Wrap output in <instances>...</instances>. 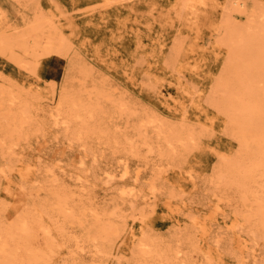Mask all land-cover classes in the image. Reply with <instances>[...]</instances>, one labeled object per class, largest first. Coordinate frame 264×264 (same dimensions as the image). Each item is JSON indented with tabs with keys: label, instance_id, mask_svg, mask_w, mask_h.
I'll list each match as a JSON object with an SVG mask.
<instances>
[{
	"label": "rangeland",
	"instance_id": "374dc122",
	"mask_svg": "<svg viewBox=\"0 0 264 264\" xmlns=\"http://www.w3.org/2000/svg\"><path fill=\"white\" fill-rule=\"evenodd\" d=\"M55 1L58 3L54 2V0H44V4L50 8L49 10L52 9L51 12L53 11L55 14L54 16L59 20V23L63 21L60 23L63 28L66 30L73 29L81 34V37L79 38L81 48L88 51L93 56L96 64L102 67L105 72L111 73V76L119 78L121 82L130 87L145 86L146 84L156 83L160 87L161 93H159V95L162 96L163 106L171 117L181 118L185 113V116H183L182 119L184 118L185 120L193 121L195 123L200 122L197 123L199 126L204 124L205 127H208H206L207 129L205 128L207 131H213V136L211 139H203L200 143H195L194 140H191V142L178 140L179 142L182 141L180 143H182V145L184 144L183 146L185 147H183L177 142L178 138L174 136V130H172L170 126H166L164 130H155L158 128L150 126L142 133L143 136L139 135L141 137L134 135L131 132L126 134L123 125L117 122L116 119L109 117V115H105L102 111L95 110L87 115L88 113L76 112L78 108L74 112L71 110L69 98L63 97L62 82L68 66V59L66 56L58 53L45 55L41 58L37 69L31 70L23 65V68H21L22 66L20 63L15 60L11 61V58L7 56L8 54L0 50V143H5V131L2 129L3 115H13L16 112H20V108H24L25 106H29L28 108L30 111V117L27 118V121L23 124V130L25 131L23 133L24 135L20 139H17V142L15 141L16 143L13 145L14 147L7 150L8 155L11 156V160L8 162L9 167H0V216L7 214L10 221L13 220L16 213L19 212L28 216L32 220L37 218L38 220L41 219L44 222H48L51 225V231L49 235H46L50 239L51 237L55 239L50 240L52 242V250L49 251L48 262H52V264H115L117 262L120 264H243L242 262H244V264H264V228L262 222L257 218V216H264V212L260 214V211L257 210L258 213L256 214L255 211V209H258V204L264 205V178L261 177L264 176V171L250 166L248 168L249 173L253 175L257 174L250 179L246 177L241 169H239V165L237 166L236 164L242 162L238 161L241 160V152L239 153V151L236 150V144L226 137L227 135H225L223 130L227 118L225 114L223 115L221 110L218 108L216 110V107L212 105L210 99L206 96V84H209L211 81L213 69L215 67L214 63L223 55L221 42L219 46L216 38L218 40L217 33L220 28L219 24H221L220 22L226 9L227 0H192V4H190L191 0H186V2H184L185 0ZM182 1L184 5L181 4ZM202 2H204V4ZM10 3H12V7ZM103 4L105 5L103 6ZM13 5L14 3L12 0H0V8L2 10L9 12L12 10ZM100 5L102 6L100 7ZM151 5H153V7ZM62 16H67L65 17L67 19ZM219 17H221V19ZM68 22L70 23L68 24ZM148 22H150L149 26L147 25ZM214 23H216V25ZM137 29L138 31H136ZM196 29H198V32ZM183 34L186 35L184 36ZM215 36L216 38L214 39ZM140 40L141 43H139ZM214 43H217V45ZM204 46H206L207 49H203ZM198 47L200 49H198ZM146 51L148 52L147 54ZM156 52L158 56L156 55ZM174 53L176 54L175 59L177 60L172 57ZM150 55L151 57H149ZM140 57H142L143 60ZM168 57H170V59H168ZM189 58L190 60H188ZM135 60H138V63L135 62ZM13 62H15V64ZM186 63L188 66L185 65ZM178 65L180 67L185 66V69L183 67L180 68ZM195 66L200 67L197 70ZM177 68L181 73L179 71V73L177 72ZM1 76L3 77L1 78ZM8 76L11 77V80ZM177 76L179 78H177ZM6 80H10V83L9 81L7 83ZM13 82H15V84ZM6 89L9 91L7 92ZM183 90H186L188 93H184ZM194 91H196L195 94ZM11 92H16L17 97L12 98ZM24 99L26 100L24 101ZM30 103L32 104L30 105ZM190 103L191 105H189ZM15 104H17L19 108ZM76 115H79V120L76 119ZM74 116L76 118H73ZM86 116H91V118L89 119V117L87 118ZM206 117H208L211 122H209ZM80 119L83 122L80 121ZM87 119L88 121H86ZM80 122L82 123L80 124ZM54 123L56 124V127H54ZM60 123L62 125H60ZM204 125L202 126L203 130H205ZM153 128L155 129L153 130ZM156 131H160L162 134L159 132V134H157ZM163 132H165L164 136L168 138V140L162 136ZM79 133L81 135H78ZM67 140L72 141L68 142ZM79 140H81V142ZM172 140V145H170ZM165 142H168V145L171 147H167ZM141 143L146 145L142 147ZM129 148L131 151H129ZM11 152L12 154H10ZM146 152L147 155L145 154ZM222 152L230 161H228V159L226 160V157H223L224 155ZM237 154L241 155V157H237ZM8 155L6 157H9ZM15 156H17V158ZM231 156L238 159H234V162L238 161L236 164L233 163ZM92 160L94 162H92ZM222 161L226 162V164ZM244 161L247 160L245 159ZM227 162L229 165H227ZM124 164L125 167L123 168ZM172 166L176 168H173ZM158 167H160L161 170ZM224 167L226 168L224 169ZM33 168L35 170H33ZM253 170L255 171L253 172ZM151 171L155 175L151 173ZM106 172L112 178H110ZM120 173H123L121 174L122 177L120 176ZM25 176L26 178H24ZM189 176L192 179H189ZM116 177L119 178L116 179ZM193 179L194 181H192ZM210 179H212L211 182ZM149 180L150 182L153 181V183H150ZM105 181L107 186L104 185ZM36 182H39V184ZM19 184L20 186H23L20 187ZM118 187L121 188L119 189ZM159 187L162 190H160ZM178 187L183 189L180 190L179 188L178 190ZM193 187L194 189H192ZM36 188L38 189L36 190ZM120 190H122V193L118 192ZM125 190L128 191L126 192ZM171 190H173L172 194ZM35 191L37 192L35 193ZM260 191L262 192L259 193ZM21 192L23 194H21ZM50 192H60L68 196L69 204L67 203L66 209H68L67 212L73 214L72 216L75 215L74 221H64V219H62L63 217L56 211L39 204L40 201L45 200L44 197H41L40 195H47ZM178 192L180 194L181 192L182 194H184V192L187 193L182 196V194L180 195ZM120 193L123 194V197ZM167 193H169V195ZM148 194H154V196H148ZM178 194L179 196H182V198H177ZM213 194H215L217 198L214 196L212 197ZM143 196H146V198L144 197V199H146L145 202ZM169 197L172 200H170ZM244 197L246 203L242 204L245 202L241 201V199L244 200ZM226 198L229 200V203L226 201ZM164 199L166 202H164ZM223 199H225L224 202H222ZM208 201L211 202V204ZM216 201L218 204L215 203ZM78 202L81 203L79 204ZM127 202H131L133 208H130L131 203L128 204ZM247 204L248 206H246ZM216 205H218L220 209ZM116 206H119L120 209L117 210L119 207ZM84 207L86 210H84ZM168 208H172L171 210L173 213ZM111 209H113V211H110ZM91 210H94L93 213H91ZM216 211L218 212L216 213ZM219 211L224 213L226 211V213H219ZM108 212L111 214L113 212L114 215L112 214V216L107 217ZM123 212L124 214H122ZM210 212H212L214 216ZM95 213L99 215H96ZM242 213H244L243 216ZM139 214L142 216L141 218ZM137 215L139 216L137 217ZM253 215L256 216L254 219ZM192 216L195 217H193V222L195 223L191 222ZM48 217L50 218L49 220L47 219ZM77 217H79V219H77ZM116 217L119 218L117 219ZM250 217L252 219H250ZM1 218L2 217H0V219ZM94 218H100L101 220L109 219V221L112 220L111 222L114 225H117L119 228H125L124 230L129 233L131 240H134L136 237L140 238V236L142 237L143 235V237L148 238L151 243V245L147 246L150 248V251L143 254V256L140 253H135L133 247H126L121 253V257L114 258L113 255L109 254L104 249V242L102 240L92 242L86 239L87 237L83 233V226L90 224ZM115 219H117V221ZM199 219H201V221ZM72 222L73 225H71ZM116 222L118 224H116ZM236 222L239 225H237ZM247 222H249V224L246 225ZM55 223L57 225H55ZM191 228L193 229L191 230ZM201 228L203 230H201ZM63 229L65 230L64 232ZM251 231L252 233L254 231L253 234L255 235L251 233V236L249 234ZM40 232L41 230L39 229V233ZM258 232L260 234H258ZM42 233L43 232H41V234ZM43 235L44 234H42V236ZM216 235L218 236L216 237ZM215 238L219 240V243L217 241V243H215ZM40 239L42 243L45 241L41 237ZM64 239L68 240L67 245H65L66 242ZM250 239L255 240L256 243ZM204 240L207 241V244ZM176 246L177 248H180L179 251ZM94 247H96V249L99 247L97 249L99 252H96ZM199 249L202 253H200ZM159 251H162L161 255ZM163 251L164 254L162 255ZM178 252H180L182 256L178 254ZM63 253L65 256H63ZM101 253L103 254L101 255ZM190 253L192 255H190ZM203 255H205V258ZM251 256L256 257L255 260Z\"/></svg>",
	"mask_w": 264,
	"mask_h": 264
},
{
	"label": "bare ground",
	"instance_id": "6f19581e",
	"mask_svg": "<svg viewBox=\"0 0 264 264\" xmlns=\"http://www.w3.org/2000/svg\"><path fill=\"white\" fill-rule=\"evenodd\" d=\"M2 1V0H1ZM5 1V0H4ZM8 1V0H7ZM14 5L12 10L9 12L6 10H2L0 8V50L8 54L12 60L20 63L21 66H25L28 69L36 70L39 66L41 58L45 55H50L52 53H58L64 55L68 59V66L66 74L63 78L62 86H63V97L69 98L71 110L74 112L79 113H89L94 112L95 110L102 111L105 115H109V117L116 119L121 125L124 126L126 130V134L128 132L133 133L134 135H142V133L148 127H155L158 129L153 128V130H164L166 126H170L172 130H174V136L178 140H184L186 142L194 140L195 143H200L203 139H211L213 131H207V128L204 124L203 130L202 126H199L197 123L200 122H193L189 120H185L184 118H176L171 117L165 107L163 106V99L162 96L159 95L160 87L154 84H146L145 86H138V87H130L117 77L111 76V73H107L104 71L102 67H100L94 61L93 56L86 50L82 49L79 44V38L81 34H79L76 30H66L62 27L59 23V20L55 18V14L53 11L49 10L50 8L45 5L44 0H12ZM118 1V0H117ZM184 1V0H183ZM182 1V5H184ZM213 1V0H212ZM226 1V0H225ZM49 2V1H48ZM54 2H57L54 0ZM53 2V3H54ZM99 2V1H98ZM102 2V1H101ZM110 2V1H109ZM186 2V0L184 1ZM215 2V1H214ZM58 3V2H57ZM56 3V4H57ZM204 4V2H202ZM9 4V3H7ZM11 7H12V3ZM100 4V3H99ZM180 4V5H181ZM189 4V2H188ZM192 4V0L190 2ZM194 4V2H193ZM55 5V4H54ZM105 4H103L104 6ZM196 5V4H195ZM212 5V4H211ZM58 6V5H56ZM98 6V4H97ZM102 5H100L101 7ZM153 7V5H151ZM189 6V5H188ZM198 6V5H197ZM196 6V7H197ZM205 6V5H204ZM55 7V6H54ZM53 7V8H54ZM60 7V6H59ZM64 7V6H63ZM173 7V6H171ZM187 7V6H186ZM193 7V6H192ZM7 8V7H6ZM79 8V7H77ZM58 9V8H57ZM66 9V8H65ZM80 9V8H79ZM167 9V8H166ZM186 9V8H185ZM8 10V9H7ZM73 10V9H72ZM198 10V9H196ZM62 11V10H60ZM224 11V10H223ZM222 11V12H223ZM72 12V11H71ZM175 12V11H174ZM159 13V12H158ZM63 14V12H62ZM68 14V13H67ZM66 14V15H67ZM71 14V13H70ZM69 15V14H68ZM61 16V15H60ZM80 16V15H79ZM64 17V16H62ZM67 17V16H65ZM64 17V18H65ZM70 17V16H69ZM74 18V17H73ZM71 18V19H73ZM221 19V17H219ZM67 19V18H65ZM70 21V19L68 18ZM154 20V19H153ZM194 20V18H193ZM71 22V21H70ZM68 22V24L70 23ZM220 22V20H219ZM217 23V22H216ZM216 23H214L216 25ZM220 28L218 30L216 41L218 44L223 48V55L221 58L214 63L213 75L211 78L210 83L207 85V94L208 99L212 105H214L221 112L223 115L225 114L227 118V122L224 129L226 137H228L234 144H236L239 153L242 155L237 154V157L240 156L241 160L237 158H233V163H237L238 161H242L241 163L236 164L239 169L246 175L247 178L252 179L254 175L249 173V167L252 166L254 168H259L261 171H264V0H227L226 2V9L222 15ZM67 25V24H66ZM143 25V24H142ZM145 25V24H144ZM150 25V22L147 23ZM146 25V26H147ZM153 25V24H152ZM218 25V23H217ZM71 26V25H70ZM69 26V27H70ZM147 26V27H148ZM68 27V28H69ZM133 28V27H132ZM138 28V27H137ZM152 30V29H151ZM198 32V29H196ZM138 31V29L136 30ZM217 32V31H215ZM212 33V32H211ZM156 35V33H155ZM184 35V34H183ZM186 35V34H185ZM184 35V36H185ZM147 36V35H146ZM180 36V35H179ZM174 37V36H173ZM183 38V37H182ZM157 39V37H156ZM174 39V38H173ZM172 39V40H173ZM181 39V37H180ZM179 39V40H180ZM194 39V38H193ZM139 40V39H138ZM178 40V41H179ZM199 40V39H195ZM174 41V40H173ZM176 41V39H175ZM194 41V40H193ZM177 42V41H176ZM196 42V41H195ZM209 42V40H208ZM207 42V43H208ZM141 43V40L139 41ZM138 43V44H139ZM178 43V42H177ZM143 44V43H142ZM163 44V43H162ZM217 45V43H214ZM213 44V45H214ZM140 45V44H139ZM144 45V44H143ZM179 45V43H178ZM208 45V44H207ZM138 46V45H137ZM136 46V47H137ZM145 46V45H144ZM162 46V45H161ZM190 46V45H189ZM212 46V44H211ZM181 47V46H180ZM188 47V45H187ZM194 47V46H193ZM205 47V48H204ZM203 49H207L204 46ZM135 48V47H134ZM162 48V47H161ZM182 48V47H181ZM213 48V47H212ZM141 49V48H140ZM186 49V48H185ZM198 49H200L198 47ZM202 49V50H203ZM194 50V49H193ZM189 51V50H188ZM192 51V50H191ZM194 52V51H193ZM148 52L146 51V54ZM150 53V52H149ZM153 53V52H151ZM191 53V52H190ZM202 53V52H201ZM216 53V51H215ZM218 53V52H217ZM145 54V55H146ZM143 55V54H141ZM149 55V54H148ZM157 55V52H156ZM171 55V54H170ZM4 56V54H3ZM158 56V55H157ZM176 54L174 53L172 57L175 59ZM217 56V55H215ZM6 57V56H5ZM151 57V55L149 56ZM171 57V56H170ZM168 57V59H170ZM179 57V56H178ZM195 57V56H194ZM193 57V58H194ZM136 58V57H135ZM142 59V57H140ZM155 58V57H154ZM8 59V58H7ZM122 59V58H121ZM120 59V60H121ZM138 59V58H137ZM140 59V60H141ZM199 59V58H198ZM143 60V59H142ZM146 60V59H144ZM177 60V59H175ZM190 60V58L188 59ZM138 61V60H137ZM135 60V62H137ZM198 61V60H197ZM203 61V60H201ZM179 62V61H178ZM15 64V62H13ZM138 63V62H137ZM145 63V62H144ZM19 64V65H20ZM149 64V63H148ZM165 64V63H164ZM198 64V63H196ZM18 65V64H17ZM185 65L188 66L186 63ZM194 65V64H193ZM19 66V67H21ZM23 66L21 68H23ZM173 66V65H172ZM179 66V65H178ZM182 66V65H181ZM192 66V64H191ZM198 66V65H196ZM195 66V67H196ZM180 67V66H179ZM183 67V66H182ZM180 67V68H182ZM185 67V66H184ZM183 67V68H184ZM200 67V66H199ZM199 67H196L197 70ZM26 69V68H24ZM132 69V68H131ZM185 69V68H184ZM194 69V68H193ZM134 71V70H132ZM177 68V72H178ZM190 71V70H189ZM192 71V70H191ZM196 71V70H195ZM180 72V71H179ZM178 72V73H179ZM2 73V72H1ZM31 73V72H30ZM181 73V72H180ZM3 74V73H2ZM32 74V73H31ZM132 74V73H131ZM37 75V74H36ZM35 75V76H36ZM179 75V74H178ZM6 76V75H5ZM3 76H1L2 78ZM9 77V76H8ZM130 77V76H129ZM11 80V77H9ZM177 78H179L177 76ZM184 78V77H182ZM36 79V78H35ZM10 80H6L7 83ZM13 80V79H12ZM49 81V80H48ZM150 81V80H149ZM181 81V80H180ZM50 82V81H49ZM15 84V82H13ZM12 83V84H13ZM23 83V82H22ZM46 83V82H45ZM48 83V82H47ZM51 83V82H50ZM192 83V82H191ZM53 84V83H52ZM189 85L188 83H186ZM4 85V84H3ZM10 85V84H9ZM20 85V84H19ZM29 85V84H28ZM32 85V84H31ZM51 85V84H50ZM179 85V84H178ZM182 85V83H181ZM184 85V84H183ZM36 86V85H35ZM194 86V85H193ZM15 87V86H14ZM192 87V86H191ZM196 87V86H195ZM19 88V87H18ZM38 88V87H37ZM43 88V87H42ZM182 88V87H181ZM180 88V89H181ZM14 89V88H12ZM11 89V90H12ZM45 89V88H44ZM7 90V89H6ZM19 90V89H18ZM9 90H7L8 92ZM30 91V90H29ZM37 91V90H36ZM201 91V90H199ZM183 92L185 93L186 90ZM196 91H194L195 94ZM20 93V92H19ZM52 93V92H51ZM188 93V92H186ZM202 93V92H201ZM18 94V93H17ZM29 94V93H27ZM199 94V92H198ZM6 96V94H5ZM4 96V97H5ZM192 96V94H191ZM11 97H17L16 92H11ZM23 97V96H22ZM25 97V96H24ZM194 97V96H193ZM27 98V97H26ZM199 98V96H198ZM205 98V97H204ZM26 99H24L25 101ZM192 100V99H191ZM190 100V101H191ZM206 100V99H205ZM5 101V100H4ZM28 101V100H27ZM60 101V100H59ZM58 101V103H59ZM193 101V100H192ZM207 101V100H206ZM36 102V101H35ZM209 102V103H210ZM6 104V103H5ZM24 104V102H23ZM32 103H30L31 105ZM185 104V103H184ZM206 104V103H205ZM17 105V104H15ZM14 105V107H15ZM191 105V103L189 104ZM194 105V104H193ZM197 105V104H196ZM33 106V105H32ZM210 106V105H209ZM213 106V107H214ZM18 107V105H17ZM29 107V106H28ZM25 106L23 109L20 108V112H16L15 114H4L3 115V122H2V129L5 131V143H0V167H9L8 162L11 160V156L8 155L7 150L14 147L13 145L17 142V139H20L24 134L23 124L27 121V118L30 117L29 108ZM184 107V106H182ZM200 107V106H198ZM214 107V108H215ZM19 108V107H18ZM185 108V107H184ZM11 109V107H10ZM17 109V108H16ZM58 109V108H57ZM169 109V108H167ZM218 110V112H219ZM57 112V111H56ZM186 112V111H185ZM78 113V114H79ZM202 113V112H200ZM220 113V112H219ZM32 114V112H31ZM77 114V113H76ZM221 114V113H220ZM70 115V114H69ZM54 116V115H53ZM65 116V115H64ZM59 117V116H58ZM77 117V118H76ZM73 118L78 119L79 115H76ZM87 117V116H86ZM89 119L91 116H88ZM87 117V118H88ZM54 118V117H53ZM52 118V119H53ZM72 118V119H73ZM81 118V117H80ZM197 118V116H196ZM208 117H206L207 119ZM57 119V118H56ZM55 119V123H56ZM66 119V117H65ZM64 119V120H65ZM113 119V120H114ZM213 119V118H212ZM79 120V119H78ZM109 120V119H107ZM215 120V118H214ZM80 121H82L80 119ZM88 121V119L86 120ZM208 121L211 122L208 118ZM83 122V121H82ZM80 122V124L82 123ZM54 127H56V124ZM70 123V122H69ZM213 123V122H212ZM211 123V124H212ZM60 125H62L60 123ZM65 125V124H64ZM201 125V124H200ZM66 126V125H65ZM79 126V125H78ZM88 126V125H87ZM212 126V125H211ZM94 128V127H93ZM211 128V127H209ZM69 129V128H68ZM168 129V127H167ZM81 130V129H80ZM121 130V129H120ZM36 131V130H35ZM34 131V132H35ZM114 131V130H113ZM169 131V129H168ZM171 131V130H170ZM66 132V130H65ZM68 132V131H67ZM82 132V131H81ZM157 132V131H156ZM161 133L160 131H158ZM157 132V134H159ZM83 133V132H82ZM146 133V132H145ZM148 133V132H147ZM163 132V135L164 136ZM162 134V133H161ZM78 135H81L80 133ZM166 135V134H165ZM168 135V134H167ZM172 135V134H171ZM30 136V135H29ZM58 136V135H56ZM125 136V135H124ZM143 136V135H142ZM43 137V136H42ZM127 137V136H126ZM141 137V136H139ZM145 137V136H144ZM143 137V139H144ZM158 137V136H157ZM165 137V136H164ZM28 138V137H27ZM78 138V137H76ZM80 139V137H79ZM131 139V138H130ZM138 139V138H137ZM141 139V138H139ZM166 140L168 138L165 137ZM26 140V139H25ZM28 140V139H27ZM56 140V138H55ZM165 140V141H166ZM176 140V139H174ZM16 141V142H15ZM68 141V140H67ZM72 141V140H71ZM68 141V142H71ZM78 141V140H77ZM81 142V140H79ZM115 141V140H114ZM133 141V140H131ZM135 141V140H134ZM173 140L171 141L172 145ZM175 142V143H177ZM182 142V141H180ZM179 142V143H180ZM116 143V142H115ZM138 143V142H137ZM166 143V142H165ZM185 143V142H183ZM193 143V142H192ZM167 147H171L166 143ZM182 145V143H180ZM24 145V144H23ZM142 147L143 145L141 143ZM148 145V143H147ZM184 145V144H183ZM182 145V146H183ZM193 145V144H192ZM191 145V146H192ZM196 145V144H195ZM72 146V145H71ZM190 146V147H191ZM194 146V145H193ZM192 146V147H193ZM70 147V146H69ZM148 147V146H147ZM146 147V148H147ZM158 147V145H157ZM185 147V146H183ZM197 147V146H196ZM18 148V147H17ZM30 148V147H29ZM63 148V147H62ZM82 148V147H80ZM132 148V147H130ZM129 148V149H130ZM150 148V147H149ZM194 148V147H193ZM139 149V148H138ZM145 149V148H144ZM171 149V148H169ZM186 149V148H184ZM14 150V149H13ZM36 150V149H35ZM66 150V149H65ZM103 150V149H102ZM101 150V151H102ZM148 150V149H147ZM152 150V149H151ZM161 150V148H160ZM31 151V150H30ZM131 151V149L129 150ZM149 151V150H148ZM155 151V150H154ZM153 151V152H154ZM164 151V150H163ZM197 151V150H196ZM201 151V150H199ZM211 151V150H210ZM113 152V151H112ZM126 152V150H125ZM128 152V151H127ZM150 152V151H149ZM148 152V153H149ZM161 152V151H160ZM216 152V151H215ZM176 153V152H174ZM173 153V154H174ZM223 153V152H222ZM236 153V152H235ZM12 154V152L10 153ZM147 155V152L145 153ZM171 154V153H170ZM233 154V153H232ZM231 154V155H232ZM9 157H6V156ZM14 155V154H13ZM20 155V154H19ZM102 155V154H101ZM100 155V159H101ZM104 155V154H103ZM114 155V154H113ZM172 155V154H171ZM178 155V153H177ZM221 155V154H220ZM219 155V156H220ZM224 155V153H223ZM222 155V156H223ZM236 155V154H234ZM105 156V155H104ZM229 156V155H228ZM17 158V156H15ZM141 157V156H140ZM145 157V156H144ZM153 157V156H152ZM179 157V156H177ZM221 157V156H220ZM218 157L219 159H221ZM223 157H226L224 155ZM236 157V156H234ZM37 158V157H36ZM77 158V157H76ZM173 158V157H172ZM22 159V158H21ZM225 159V158H223ZM229 158L226 157V160ZM234 159L238 160L234 162ZM247 161H244V160ZM77 160V159H76ZM123 160V159H122ZM173 160V159H171ZM225 160V161H226ZM235 160V161H236ZM18 161V160H17ZM38 161V160H37ZM97 161V160H96ZM95 161V163H96ZM146 161V160H145ZM151 161V160H150ZM156 161V160H155ZM166 161V160H165ZM39 162V161H38ZM52 162V161H50ZM92 162H94L92 160ZM122 162V161H121ZM183 162V161H182ZM220 162V161H219ZM223 162V161H222ZM16 163V162H15ZM80 163V162H79ZM98 163V161H97ZM226 164V162H223ZM228 163V162H227ZM11 164V163H10ZM101 164V163H100ZM146 164V163H144ZM186 164V163H185ZM184 164V165H185ZM78 165V164H77ZM169 165V164H168ZM167 165V167H168ZM229 165V163L227 164ZM27 166V165H25ZM59 166V165H58ZM217 166V165H216ZM224 166V165H223ZM21 167V166H20ZM125 164L123 165V168ZM128 167V166H127ZM157 167V166H156ZM173 167V166H172ZM234 167V166H233ZM232 167V168H233ZM13 168V167H12ZM35 168V166H34ZM33 168V170H35ZM120 168V167H119ZM138 168V167H137ZM145 168V167H144ZM160 170L161 168L158 167ZM176 168V167H173ZM226 167H224L225 169ZM229 168V167H228ZM235 168V167H234ZM233 168V169H234ZM19 169V168H18ZM22 169V168H21ZM28 169V168H27ZM45 169V168H44ZM43 169V170H44ZM49 169V168H47ZM111 169V168H110ZM118 169V168H117ZM116 169V170H117ZM1 170V168H0ZM8 170V169H7ZM14 170V169H13ZM26 170V169H25ZM50 170V169H49ZM126 170V169H124ZM123 170V171H124ZM164 170V169H163ZM191 170V169H190ZM20 171V169H19ZM22 171V170H21ZM24 171V170H23ZM47 171V170H46ZM45 171V172H46ZM157 171V170H156ZM189 171V170H188ZM186 171V172H188ZM255 170H253L254 172ZM257 171V170H256ZM11 172V170H10ZM31 172V171H30ZM88 172V169H87ZM86 172V174H87ZM166 172V170H165ZM185 172V173H186ZM226 172V170H225ZM224 174L226 175V173ZM4 174V172L2 171ZM24 173V172H23ZM29 173V172H27ZM35 173V172H34ZM39 173V172H38ZM44 173V172H43ZM85 173V172H84ZM105 173V172H104ZM107 173V172H106ZM114 173V172H113ZM124 173V172H123ZM120 173V176L122 177ZM151 173H153L151 171ZM184 173V174H185ZM206 173V172H205ZM221 173V172H220ZM50 174V173H49ZM108 174V173H107ZM106 174V175H107ZM115 174V173H114ZM154 174V173H153ZM165 174V173H164ZM190 174V173H189ZM196 174V173H195ZM41 175V174H40ZM52 175V174H51ZM112 175V174H111ZM128 175V172H127ZM155 175V174H154ZM188 175V174H186ZM222 175V173H221ZM241 175V174H240ZM6 176V175H4ZM29 176V175H28ZM54 176V175H53ZM108 176L112 178L109 174ZM137 176V175H136ZM160 176V175H159ZM158 176V177H159ZM205 176V175H204ZM20 177V176H19ZM22 177V176H21ZM45 177V175H44ZM153 177V176H152ZM193 177V175H192ZM214 177V176H213ZM258 177V176H257ZM256 177V178H257ZM264 178V176H261ZM7 178V177H6ZM23 178V177H22ZM26 178V176L24 177ZM34 178V176H33ZM108 178V177H107ZM115 178V177H114ZM119 177H116L118 179ZM154 178V177H153ZM156 178V177H155ZM201 178V177H200ZM211 178V177H210ZM246 178V179H247ZM255 178V177H254ZM46 179V178H44ZM53 179V178H52ZM109 179V178H108ZM138 179V178H137ZM163 179V178H162ZM189 179H192L189 176ZM204 179V178H203ZM39 180V179H38ZM48 180V179H47ZM106 180V179H105ZM151 180V179H150ZM149 180V182H150ZM164 180V179H163ZM201 180V179H200ZM212 179H210L211 182ZM219 180V179H218ZM37 181V180H36ZM44 181V180H42ZM88 181V180H86ZM85 181V182H86ZM138 181V180H137ZM145 181V180H144ZM148 181V180H147ZM184 181V180H182ZM187 181V180H186ZM194 181V179L192 180ZM256 181V180H255ZM35 182V181H34ZM55 182V181H54ZM89 182V181H88ZM108 182V181H107ZM167 182V181H166ZM220 182V181H219ZM32 183V182H31ZM39 184V182H36ZM42 183V182H41ZM44 183V182H43ZM94 183V182H93ZM136 183V182H134ZM150 183H153L150 182ZM171 183V182H170ZM169 183V184H170ZM256 183V182H255ZM52 184V183H51ZM95 184V183H94ZM93 184V185H94ZM211 184V183H210ZM32 185V184H31ZM104 185L107 186L106 181ZM123 185V184H122ZM162 185V184H161ZM172 185V184H171ZM174 185V184H173ZM181 185V184H179ZM196 185V184H195ZM218 185V184H217ZM216 185V186H217ZM240 185V184H239ZM9 186V185H8ZM20 186V184H19ZM23 186V185H21ZM20 186V187H21ZM124 186V185H123ZM175 186V185H174ZM197 186V185H196ZM236 186V185H235ZM50 187V186H49ZM91 187V186H90ZM134 187V186H132ZM153 187V185H152ZM172 187V186H170ZM246 187V186H245ZM256 187V186H255ZM252 187V188H255ZM19 188V187H18ZM119 189L121 187H118ZM154 188V187H153ZM182 190L183 188L178 187V190ZM187 188V187H186ZM235 188V187H234ZM259 188V185H258ZM261 188V187H260ZM263 188V187H262ZM7 189V188H6ZM38 188H36L37 190ZM65 189V188H64ZM118 189V190H119ZM160 189V187H159ZM194 189V187L192 188ZM206 189V188H205ZM21 190V189H20ZM44 190V188H43ZM141 190V189H140ZM158 190V189H157ZM162 190V189H160ZM196 190V189H195ZM256 190V189H255ZM26 191V189H25ZM122 190L118 191L121 192ZM126 191V190H125ZM128 191V190H127ZM126 191V192H127ZM138 191V190H137ZM153 191V190H151ZM164 191V190H163ZM169 191V190H168ZM173 190H171V194ZM23 192V191H22ZM21 192V194H23ZM37 191H35L36 193ZM39 192V191H38ZM124 192V193H126ZM139 192V191H138ZM143 192V191H142ZM158 192V191H156ZM223 192V191H222ZM257 192V190H256ZM260 191L259 193H261ZM46 193V192H45ZM122 193V192H121ZM120 193V194H121ZM133 193V192H132ZM152 193V192H151ZM179 193V192H178ZM187 192H184L186 194ZM205 193V192H204ZM215 193V192H213ZM244 193V192H242ZM248 193V192H247ZM34 194V193H33ZM72 194V193H71ZM76 194V193H75ZM89 194V193H88ZM131 194V193H130ZM140 194V192H139ZM169 195V193H167ZM180 194V193H179ZM177 196V198H182V196ZM180 194V195H181ZM211 194V193H209ZM241 194V193H240ZM257 194V193H256ZM255 194V195H256ZM38 195V194H36ZM125 195V194H124ZM127 195V194H126ZM153 195L154 194H150ZM148 194V196H150ZM163 195V194H162ZM201 195V194H200ZM220 195V194H219ZM14 196V195H13ZM44 197L45 200L40 201L39 204L48 207L56 211L64 221H74V216L70 212H67L68 209V196L64 195L60 192H50L47 195H40ZM78 196V195H76ZM75 196V197H76ZM87 196V195H86ZM123 197V194H121ZM173 196V195H171ZM188 196V195H187ZM216 197L215 194L212 197ZM222 196V195H221ZM243 196V194H242ZM249 196V195H248ZM110 197V196H109ZM129 197V194H128ZM133 197V196H132ZM146 196H143L144 202L146 201ZM152 197V196H151ZM224 197V196H223ZM252 197V196H251ZM258 197V196H257ZM19 198V197H17ZM74 198V197H72ZM115 198V197H113ZM165 198V197H164ZM221 198V197H220ZM225 198V197H224ZM230 198V197H229ZM250 198V197H249ZM264 198V197H263ZM90 199V198H89ZM136 199V198H135ZM149 199V198H148ZM157 199V197H156ZM170 200H172L169 197ZM234 199V198H233ZM241 199V201H245L242 204L246 203L245 197ZM255 199V198H254ZM259 199V198H258ZM73 200V199H72ZM131 200V199H130ZM150 200V199H149ZM175 200V198H174ZM219 200V199H218ZM223 199L222 202H224ZM263 200V199H262ZM81 201V200H80ZM122 201V200H121ZM160 201V200H159ZM226 201L229 200L226 198ZM257 201V199H256ZM264 201V200H263ZM8 202V201H7ZM164 202L166 200L164 199ZM171 202V201H170ZM183 202V201H182ZM209 202V201H208ZM219 202V203H222ZM237 202V201H236ZM248 202V201H247ZM252 202V201H251ZM255 202V201H254ZM79 203V202H78ZM81 203V202H80ZM79 203V204H80ZM128 203V202H127ZM129 202L128 204H130ZM141 203V202H140ZM184 203V202H183ZM211 204V202H209ZM208 203V204H209ZM217 203V201L215 202ZM256 203V202H255ZM4 204V203H3ZM8 204V203H7ZM69 204V203H68ZM218 204V203H217ZM227 204V202H226ZM252 204V203H251ZM257 204V203H256ZM82 205V204H81ZM132 203L130 204V208H133ZM164 205V203H163ZM168 205V204H167ZM165 205V206H167ZM175 205V204H173ZM172 205V206H173ZM185 205V204H184ZM254 205V204H253ZM80 206V205H79ZM83 206V205H82ZM81 206V207H82ZM218 206V205H216ZM248 206V204L246 205ZM21 207V206H20ZM32 207V206H31ZM30 207V208H31ZM119 207V206H116ZM141 207V206H140ZM215 207V205H214ZM36 208V207H34ZM85 208V207H84ZM115 208V207H114ZM167 208V207H166ZM170 208V205H169ZM168 208V209H169ZM175 208V207H174ZM177 208V207H176ZM180 208V207H179ZM178 208V209H179ZM220 209V207L218 206ZM223 208V207H222ZM7 209V208H6ZM33 209V208H32ZM83 209V208H82ZM91 209V208H90ZM89 209V211H90ZM117 209V208H116ZM120 207L117 209L119 210ZM172 209V208H171ZM169 209V210H171ZM213 209V208H212ZM216 209V207H215ZM235 209V208H234ZM249 209V208H248ZM264 205L258 204V209H255L256 214L258 213L257 210L260 211V214L263 213ZM41 210V209H40ZM86 210V208L84 209ZM132 210V209H131ZM149 210V208H148ZM214 210V209H213ZM212 210V211H213ZM236 210V209H235ZM246 210V208H245ZM250 210V209H249ZM33 211V210H32ZM42 211V210H41ZM71 211V210H69ZM73 211V210H72ZM94 211V210H93ZM91 210V213H93ZM110 211H113L111 209ZM109 211V212H110ZM116 211V210H115ZM189 211V210H188ZM203 211V210H202ZM233 211V210H232ZM40 212V211H38ZM97 212V211H96ZM106 212V211H105ZM108 216L114 215L112 212L109 213ZM130 212V211H129ZM136 212V211H135ZM134 212V213H135ZM144 212V211H143ZM172 212V210H171ZM176 212V211H174ZM218 211H216L217 213ZM222 212V211H221ZM219 211V213H221ZM251 212V211H250ZM254 212V211H253ZM34 213V212H33ZM42 213V212H40ZM50 213V212H49ZM75 213V212H74ZM107 213V212H106ZM104 213V214H106ZM127 213V212H126ZM173 213V212H172ZM212 213V212H210ZM214 213V211H213ZM212 213V214H213ZM224 213V212H222ZM226 213V211H225ZM224 213V214H225ZM39 214V213H38ZM47 214V213H46ZM45 214V215H46ZM96 215H99L95 213ZM94 214V216H95ZM110 214V215H109ZM124 214V212L122 213ZM215 214V213H214ZM213 214V216H214ZM235 214V213H234ZM238 214V213H237ZM244 213H242L243 216ZM136 215V214H135ZM140 215V214H139ZM137 215V217L139 216ZM144 215V213H143ZM185 215V214H184ZM216 215V214H215ZM33 216V215H31ZM42 216V215H41ZM40 216V217H41ZM79 216V215H78ZM101 216V215H100ZM99 216V217H100ZM103 216V213H102ZM101 216V217H102ZM186 216V215H185ZM204 216V214H203ZM209 216V215H208ZM237 216V215H236ZM250 216V214H249ZM0 264H52V262H48L49 258V251L52 250V242L51 239L46 235L51 231V225L48 222H44L41 219H30L28 216L16 213L13 220L8 219L7 214L0 216ZM37 217V216H36ZM45 217V216H44ZM84 217V216H83ZM93 217V216H92ZM106 217V215H105ZM121 217V216H120ZM134 217V216H133ZM142 216L140 215V218ZM189 217V216H188ZM187 217V218H188ZM192 216V223L193 222ZM199 217V216H198ZM211 217V216H210ZM256 216L253 215V219ZM39 218V217H38ZM43 218V217H42ZM97 218V217H96ZM104 218V217H103ZM114 218V217H113ZM117 218V217H116ZM119 218V217H118ZM117 218V219H118ZM195 218V217H194ZM203 218V217H202ZM234 218V217H233ZM242 218V217H241ZM257 218L262 222L264 228V216H257ZM50 219L49 217L47 218ZM79 219V217H77ZM93 219L90 224L83 226V233L86 235V239L89 241H99L102 240L104 242V249L111 255L117 258L121 257V253L126 249V247H133L135 253L145 254L150 251V248L147 247L151 245L148 238L140 236V238H135L134 240L130 239L129 233L125 231L123 228H119L117 225H114L111 221L108 220H99ZM117 219H115L117 221ZM198 219V218H197ZM205 219V218H204ZM208 219V218H207ZM249 219V217H248ZM250 219H252L250 217ZM82 220V219H81ZM80 220V221H81ZM114 220V219H113ZM177 220V219H176ZM195 220V219H194ZM201 221V219H199ZM216 220V219H215ZM225 220V219H224ZM234 220V219H233ZM238 220V219H237ZM139 221V220H138ZM206 221V220H205ZM142 222V221H141ZM198 222V220H197ZM203 222V221H202ZM217 222V221H216ZM253 222V221H252ZM258 222V221H257ZM83 223V222H82ZM204 223V222H203ZM54 224V223H53ZM75 224V223H74ZM79 224V223H78ZM116 224H118L116 222ZM205 224V223H204ZM224 224V223H223ZM237 224V222H236ZM249 222L246 223V225ZM251 224V223H250ZM256 224V223H255ZM260 224V223H259ZM55 225H57L55 223ZM60 225V224H59ZM73 225V222L72 224ZM178 225V224H177ZM195 225V224H194ZM225 225V224H224ZM229 225V224H228ZM239 225V224H237ZM236 225V226H237ZM261 225V226H262ZM193 226V225H192ZM198 226V225H197ZM205 226V225H204ZM61 227V226H59ZM81 227V226H80ZM124 227V226H123ZM171 227V226H170ZM184 227V226H183ZM249 227V225H248ZM251 227V226H250ZM254 227V226H253ZM55 228V227H54ZM140 228V227H139ZM179 228V227H178ZM237 228V227H235ZM245 228V227H244ZM39 229L41 232L39 233ZM59 229V228H58ZM141 229V228H140ZM175 229V228H174ZM193 228H191L192 230ZM196 229V228H195ZM210 229V228H209ZM221 229V228H220ZM242 231V228L240 226ZM246 229V228H245ZM250 229V228H249ZM61 230V229H60ZM59 230V231H60ZM151 230V229H150ZM179 230V229H178ZM198 230V229H197ZM195 230V231H197ZM201 230H203L201 228ZM251 230V229H250ZM262 230V229H261ZM65 230L63 229V232ZM68 231V230H67ZM210 231V230H209ZM226 231V230H225ZM229 231V230H228ZM235 231V230H234ZM237 231V230H236ZM240 231V230H239ZM246 231V230H245ZM244 231V232H245ZM249 231V230H247ZM175 232V231H174ZM198 232V231H197ZM207 232V231H206ZM257 232V231H256ZM70 233V232H69ZM179 233V232H178ZM205 233V232H204ZM209 233V232H207ZM243 233V232H242ZM252 231L249 234L252 236ZM200 234V233H198ZM206 234V233H205ZM232 234V233H231ZM258 234H260L258 232ZM54 235V233H53ZM56 235V234H55ZM74 235V234H72ZM166 235V234H165ZM164 235V236H165ZM245 235V234H244ZM255 235V234H253ZM45 240L43 243L40 237ZM75 236V235H74ZM134 236V235H133ZM179 236V235H178ZM194 236V235H193ZM196 236V234H195ZM200 236V235H199ZM218 235H216L217 237ZM223 236V235H222ZM220 236V237H222ZM230 236V235H229ZM259 236V235H258ZM171 237V236H170ZM235 237V236H234ZM263 237V236H262ZM77 238V237H76ZM201 238V237H200ZM199 238V239H200ZM231 238V237H230ZM229 238V239H230ZM60 239V238H59ZM75 239V238H74ZM216 239V238H215ZM219 239V237H218ZM214 240L215 243H219V240ZM222 239V238H221ZM232 239V238H231ZM235 239V238H234ZM259 239V238H258ZM55 240V239H54ZM63 240V239H62ZM65 240V239H64ZM76 240V239H75ZM74 240V241H75ZM178 240V239H177ZM212 240V239H211ZM224 240V239H222ZM253 240V239H250ZM263 240V239H262ZM67 241L65 240L67 245ZM187 241V240H186ZM202 241V240H201ZM217 241V242H216ZM231 241V240H230ZM248 241V240H247ZM258 241V240H257ZM261 241V240H259ZM55 242V241H54ZM62 242V241H61ZM83 242V241H82ZM85 242V241H84ZM207 244V241L204 240ZM243 242V241H242ZM245 242V241H244ZM255 242V240H253ZM264 242V241H263ZM75 243V242H74ZM73 243V244H74ZM77 243V242H76ZM96 243V242H95ZM98 243V242H97ZM153 243V242H152ZM179 243V242H178ZM176 243V244H178ZM251 243V242H249ZM256 243V242H255ZM254 243V244H255ZM259 243V242H258ZM55 244V243H53ZM86 244V243H85ZM102 244V243H101ZM214 244V243H213ZM253 244V245H254ZM63 245V243H62ZM97 245V244H96ZM169 245V244H168ZM199 245V244H198ZM218 245V244H216ZM243 245V244H242ZM256 245V244H255ZM59 246V245H57ZM61 246V245H60ZM78 246V244H77ZM76 246V247H77ZM95 246V245H93ZM92 246V247H93ZM102 246V245H101ZM175 246V244H174ZM191 246V245H190ZM196 246V244H195ZM202 246V245H201ZM210 246V245H209ZM84 247V246H83ZM159 247V246H158ZM170 247V245H169ZM208 247V246H207ZM217 247V246H216ZM243 247V246H242ZM78 248V247H77ZM76 248V249H77ZM82 248V247H79ZM99 247H97L98 249ZM149 248V250H148ZM162 248V247H161ZM167 248V247H166ZM177 248V246H176ZM204 248V247H203ZM202 248V249H203ZM210 248V247H209ZM247 248V247H246ZM257 248V247H256ZM96 247H94V250ZM97 249L95 250L96 252ZM101 249V248H100ZM180 248H177L179 251ZM184 249V248H183ZM187 249V248H186ZM196 249V248H195ZM201 249V247H200ZM199 249V251H200ZM215 249V248H214ZM217 249V248H216ZM235 249V248H234ZM255 249V248H254ZM57 250V249H56ZM79 250V249H77ZM131 250V249H129ZM167 250V249H166ZM171 250V249H170ZM189 250V249H188ZM187 250V251H188ZM221 250V249H220ZM253 250V249H251ZM54 251V250H53ZM60 251V250H59ZM58 251V252H59ZM84 251V250H83ZM174 251V250H173ZM181 251V250H180ZM198 251V252H199ZM217 251V250H216ZM241 251V249H240ZM248 251V250H247ZM160 252V251H159ZM162 252V251H161ZM160 252V255H161ZM176 252V251H175ZM189 252V251H188ZM191 252V251H190ZM207 252V251H206ZM255 252V250H254ZM53 253V252H52ZM56 253V252H55ZM74 253V251H73ZM86 253V252H85ZM84 253V254H85ZM94 253V252H92ZM192 253V252H191ZM190 253V255H192ZM200 253H202L200 251ZM209 253V252H208ZM58 254V253H57ZM70 254V253H69ZM75 254V253H74ZM103 253H101L102 255ZM108 254V255H109ZM149 254V253H148ZM152 254V253H151ZM150 254V256H151ZM164 254V251L162 255ZM175 254V253H174ZM180 254V252H178ZM187 254V253H186ZM189 254V253H188ZM194 254V253H193ZM198 254V253H197ZM207 254V253H206ZM210 254V253H209ZM230 254V253H229ZM258 254V253H257ZM96 255V253H95ZM106 255V254H105ZM107 255V256H108ZM166 255V254H165ZM181 255V254H180ZM214 255V254H213ZM217 255V254H216ZM219 255V254H218ZM228 255V254H227ZM243 255V254H242ZM253 255V254H252ZM259 255V254H258ZM63 256L64 253H63ZM93 256V255H92ZM97 256V255H96ZM99 256V255H98ZM144 256V255H143ZM177 256V255H176ZM182 256V255H181ZM205 258V255H203ZM209 256V255H208ZM84 257V256H83ZM149 257V256H148ZM166 257V256H165ZM173 257V256H172ZM189 257V256H188ZM207 257V256H206ZM253 257V256H251ZM77 258V257H76ZM96 258V257H95ZM143 258V257H142ZM151 258V257H150ZM167 258V257H166ZM197 258V257H196ZM195 258V259H196ZM200 258V257H199ZM222 258V257H221ZM241 258V257H240ZM245 258V257H244ZM254 260L256 257H253ZM252 258V260H253ZM73 259V258H72ZM113 259V258H112ZM153 259V257H152ZM161 259V258H160ZM165 259V258H164ZM168 259V258H167ZM184 259V258H183ZM246 259V258H245ZM244 259V260H245ZM95 260V259H94ZM101 260V259H100ZM120 260V259H119ZM118 260V261H119ZM140 260V259H139ZM169 260V259H168ZM211 260V259H210ZM231 260V259H229ZM237 260V259H236ZM64 261V260H63ZM72 261V260H71ZM143 261V260H142ZM140 261V262H142ZM145 261V260H144ZM189 261V260H188ZM187 261V263H188ZM200 261V260H199ZM224 261V260H223ZM65 262V261H64ZM91 262V261H90ZM99 262V261H98ZM96 262V263H98ZM117 262V261H116ZM167 262V260H166ZM206 262V261H205ZM208 262V261H207ZM71 263V262H70ZM84 263V262H83ZM94 263V262H93ZM106 263V262H105ZM111 263V262H110ZM162 263V262H160ZM172 263V262H171ZM203 263V262H202ZM216 263V262H215ZM244 264V262H242ZM246 263V262H245ZM89 264V263H88ZM92 264V263H91ZM99 264V263H98ZM120 264V263H115ZM146 264V263H143ZM148 264V263H147ZM155 264V263H154ZM168 264V263H167ZM182 264V263H181ZM185 264V263H184ZM190 264V263H188ZM197 264V263H196ZM199 264V263H198ZM212 264V263H211Z\"/></svg>",
	"mask_w": 264,
	"mask_h": 264
}]
</instances>
